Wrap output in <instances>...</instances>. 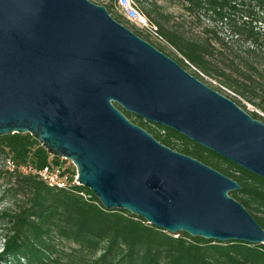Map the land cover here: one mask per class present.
<instances>
[{
	"label": "water",
	"instance_id": "obj_1",
	"mask_svg": "<svg viewBox=\"0 0 264 264\" xmlns=\"http://www.w3.org/2000/svg\"><path fill=\"white\" fill-rule=\"evenodd\" d=\"M264 179V124L89 0H0V138L73 164L107 211L168 234L264 244L240 185L159 143L115 106ZM76 181V182H77Z\"/></svg>",
	"mask_w": 264,
	"mask_h": 264
},
{
	"label": "trees",
	"instance_id": "obj_2",
	"mask_svg": "<svg viewBox=\"0 0 264 264\" xmlns=\"http://www.w3.org/2000/svg\"><path fill=\"white\" fill-rule=\"evenodd\" d=\"M89 1L103 6L115 21L197 80L203 83L189 66L264 113V0H135L173 51L152 42L148 33L125 20L116 10L117 0ZM231 100L242 109L238 100ZM115 106L162 145L236 181L241 190L229 196L264 230L263 178L171 129ZM247 114L264 124L259 115ZM8 162L42 169L68 161L50 156L29 134L0 138V163L5 169L0 170V179L8 185L1 199L12 200L15 206L0 212L4 231L0 264H264V244L168 234L124 210H105L82 186L51 188L37 176L6 169ZM71 168L73 179L75 170Z\"/></svg>",
	"mask_w": 264,
	"mask_h": 264
},
{
	"label": "built area",
	"instance_id": "obj_3",
	"mask_svg": "<svg viewBox=\"0 0 264 264\" xmlns=\"http://www.w3.org/2000/svg\"><path fill=\"white\" fill-rule=\"evenodd\" d=\"M116 10L127 21L134 24L140 30L151 34L154 38L161 39L156 33V28L150 26L147 18L139 11L133 0H117ZM71 167H74L71 162L70 166L66 164L50 165L42 169H36L31 166L15 167L11 162H8L6 169L12 171L16 168L19 173L37 176L48 187L66 189L70 188L72 185H79L75 167V175L73 179H71Z\"/></svg>",
	"mask_w": 264,
	"mask_h": 264
},
{
	"label": "rangeland",
	"instance_id": "obj_4",
	"mask_svg": "<svg viewBox=\"0 0 264 264\" xmlns=\"http://www.w3.org/2000/svg\"><path fill=\"white\" fill-rule=\"evenodd\" d=\"M133 1L139 7V4L135 0H133ZM169 11L176 12L173 9H170ZM130 24H132V23H130ZM149 24H150V26H152V27L155 28V26L153 24H151V23H149ZM135 28H137V27L135 26ZM149 39L152 42H154V43H157V44L162 45V46H166L167 47V50L173 51L172 49H170L166 45V43L163 40L154 38L151 34H149ZM178 57H180V56L178 55ZM186 64H188V63L186 62ZM189 71L198 73L202 77L203 83L206 86L210 87L213 90H218L219 91L218 93L221 94V95H223L224 97H226V98H228L230 100H231V98H235L236 100H238L240 102V106L242 107V110L245 111L246 113H252L253 112V113L259 115L260 117H262L264 119V113L263 112H261L259 109H257L251 103H249L245 98H243V97L235 94L232 90H230V89L224 87L223 85H221L218 80H215V79H212V78H210L208 76L203 75L200 71H198L196 68H194L192 66H189ZM68 162L65 163V164L67 166H70V162L69 163ZM0 170L2 172H4V170H5L1 163H0ZM7 187H8V185H4V179H0V212H2L3 210H6V209H14L15 208L14 202L12 200H9L7 198L1 199V194H2L3 190L5 188H7ZM3 235H4V231H3L2 223L0 222V253L2 252L3 245H4Z\"/></svg>",
	"mask_w": 264,
	"mask_h": 264
}]
</instances>
